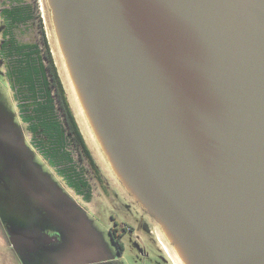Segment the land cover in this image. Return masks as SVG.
<instances>
[{"label": "water", "instance_id": "water-1", "mask_svg": "<svg viewBox=\"0 0 264 264\" xmlns=\"http://www.w3.org/2000/svg\"><path fill=\"white\" fill-rule=\"evenodd\" d=\"M47 3L110 168L184 263L264 264V0Z\"/></svg>", "mask_w": 264, "mask_h": 264}, {"label": "rangeland", "instance_id": "rangeland-1", "mask_svg": "<svg viewBox=\"0 0 264 264\" xmlns=\"http://www.w3.org/2000/svg\"><path fill=\"white\" fill-rule=\"evenodd\" d=\"M19 5H30L34 18L15 26L12 32L16 42L37 44L40 47L43 60L47 64L49 62L47 56L51 54L66 98L87 145L104 170L103 172L110 176L114 184H119V182L107 160L103 158L98 147L90 138L78 112V105L59 54L47 0H0V131L5 136L11 150L25 158V168L34 172L33 182L39 190L47 192L48 194H46L57 201L59 206L65 209L67 215L75 221L71 228L74 231L73 236L77 240L73 244L77 253L64 255L60 259L74 258L78 261L88 259L89 263L87 264H172L163 250L164 248L169 255L171 254L164 242L160 239L162 247L156 234H151L141 228L136 208L133 205H126L119 188L111 187L107 182L103 188L91 171H86V169H84L87 175L85 177L89 179L92 187L88 186L81 192L69 184L66 178L69 168L66 166L63 156V149L65 147L68 150V145L67 142L62 143L61 133L55 122H48L50 130L43 129L35 133L33 128L28 126L30 125L29 120H31L30 114L27 113L28 105L21 94V89L18 91L19 82H16V86L14 81L13 86L10 82L8 70L12 66V62L8 58V53L4 52L5 47L3 48L8 23L5 21L1 9ZM53 92L57 98L55 90ZM59 113L63 118L61 111ZM32 137L33 140H31ZM61 144L62 146H60ZM80 152L79 148L74 149V155L81 159L80 165L88 168L89 164L85 158H81ZM29 178L31 180L32 176L29 175ZM14 190L13 188L9 189L3 202L0 203L2 221L4 223L6 221L13 234H15L13 230L16 228L15 223L28 224L29 220L27 201L22 193ZM11 220L14 221V224H11ZM124 224L130 226L131 229L122 230ZM151 224L157 234H160L159 225L153 218H151ZM115 228L117 236L124 246L122 253L118 251V246H115L110 233V230ZM88 237L90 238L88 239ZM89 243L91 247L87 245ZM96 246L99 247V250ZM104 258L106 260H95ZM85 263L83 262V264Z\"/></svg>", "mask_w": 264, "mask_h": 264}, {"label": "trees", "instance_id": "trees-1", "mask_svg": "<svg viewBox=\"0 0 264 264\" xmlns=\"http://www.w3.org/2000/svg\"><path fill=\"white\" fill-rule=\"evenodd\" d=\"M1 13L8 23L3 48L5 47L4 52L8 53V58L12 62L8 70L9 79L12 86L13 81L15 86L16 82H19L18 91L21 89V94L28 105L27 113L31 116L29 124L35 133L43 129L50 130L48 122L56 123L61 133L62 143L67 142L68 145V150L65 147L63 149L64 161L69 168L67 181L72 187L82 192L89 186V182L85 179L84 169L86 168L80 165L81 159L74 155V149L79 148L81 158L88 157L92 166L97 168L98 165L75 120L52 56L48 54L49 62L45 63L37 44H19L12 32L16 25L33 20V10L30 5H19L3 7ZM60 111L63 118L60 116ZM52 145L55 146V144ZM112 238L122 250L123 243Z\"/></svg>", "mask_w": 264, "mask_h": 264}, {"label": "flooded vegetation", "instance_id": "flooded-vegetation-1", "mask_svg": "<svg viewBox=\"0 0 264 264\" xmlns=\"http://www.w3.org/2000/svg\"><path fill=\"white\" fill-rule=\"evenodd\" d=\"M30 134L32 133L30 132ZM31 140H33V137L31 138ZM21 157L22 156L20 154H17V157H13V153L10 148V145L7 142L3 133L0 131V193H1L2 202L4 200L6 192L12 188L15 189L14 190L15 192H20L24 195L27 201V210H28L27 212L29 214L28 224H23V225L16 223L14 224V221H12L13 223L11 224H14L16 227L13 230L15 231L18 246L27 247L28 249H30V251L37 254L36 256H38L39 259L41 255L40 234L44 232L43 228L45 227L44 225L45 221H47V224L50 226H57L61 229H64L65 236L67 237V243L69 245L75 243L72 240L70 241L74 231L70 227V223L66 222V219H68L69 216L67 215L65 209L57 208L52 202L45 201L44 198H41L36 193V190L39 191V188L35 185L33 180L30 181V179L27 178V174L23 173V171L26 169L25 168L26 161L24 157L23 159ZM84 158L89 164L88 168L85 167L86 170L91 171V173L96 178V180H98L102 184V187L107 182L110 184L111 187L114 186L117 189L119 188L121 191V196L125 200L126 205L127 206L133 205L136 208L139 215V225L141 226V228L146 229L151 234L152 233L156 234L160 244L162 245V242L156 230L152 228V224H151L152 217L148 213H146L119 184L113 183L110 176L103 172L104 170L101 168L95 157L94 159L98 165L97 168L92 166L91 161L88 159V157L84 156L82 159ZM85 179L89 182V186L92 187L89 179L87 178ZM128 229H131V227L128 226L127 224H124L122 226V230H128ZM110 233L111 236L114 237V239L121 242L120 238L117 236L116 228L111 229ZM115 246L118 245L115 244ZM73 250L75 251L76 254L77 253L76 248ZM123 250H124V246L122 250L118 246V251L120 253H122ZM163 250L166 253V256L169 259V261L172 264H177L175 260L172 258L171 254L169 255L164 248ZM32 257L33 260L37 261L35 259L34 254Z\"/></svg>", "mask_w": 264, "mask_h": 264}, {"label": "crops", "instance_id": "crops-1", "mask_svg": "<svg viewBox=\"0 0 264 264\" xmlns=\"http://www.w3.org/2000/svg\"><path fill=\"white\" fill-rule=\"evenodd\" d=\"M12 153H13V157H17L16 152L12 150ZM21 158L23 159V156ZM23 173L27 174L28 179H30L29 175H31L32 177L34 176V172L32 170L28 171L25 169ZM32 180L33 179H31L30 181ZM36 193L41 198H44L45 201H50L57 208L62 209V207L59 206L57 201H55L53 198L47 195L48 194L47 192L46 194L42 190L39 191L36 190ZM1 202H2V198L0 193V203ZM66 222L70 223V227L72 224H75V221H73L70 217L66 219ZM11 223H13L12 220ZM44 225H45V227L43 228L44 232L40 234L41 255L40 258L38 259V256H36L37 254L30 251V249H28L27 247L18 246L16 235L11 232V230L7 226L6 221L4 223L0 216V264H83V262H86L85 264L89 263V261H87L88 259L82 261H78L74 258L60 259L61 257H64V255L75 254V251L73 250L75 249L74 245L73 244L69 245L67 243V237L65 236L64 229H61L57 226H50L47 224V221H45ZM89 238L90 237H88V239ZM71 240L74 242L77 241L75 236L73 235L70 241ZM14 243L16 245H14ZM87 245L91 247L90 243ZM96 248L99 250V247L96 246ZM33 254L37 261L33 260L32 257ZM95 260H106V258L95 259Z\"/></svg>", "mask_w": 264, "mask_h": 264}, {"label": "bare ground", "instance_id": "bare-ground-1", "mask_svg": "<svg viewBox=\"0 0 264 264\" xmlns=\"http://www.w3.org/2000/svg\"><path fill=\"white\" fill-rule=\"evenodd\" d=\"M54 33H55V37H56V41L58 44V48H59V54L61 55L64 67H65V71L72 89V92L74 94L75 100L77 102L78 105V112L80 114V117L82 119V122H84L85 127L88 131V134L90 136V138H92L93 142L96 144V146L98 147L99 151L101 152L102 156L104 159H106L107 154L105 152V149L103 148V145L101 143V141L99 140V137L94 129V126L89 118V114L88 111L82 101V96H81V92L79 90L77 81L74 77L73 71H72V67L70 65V62L68 60V56L66 54L65 49L63 48V44L62 41L60 39L59 33L56 31V29L54 28ZM111 169V168H110ZM112 170V169H111ZM113 172V170H112ZM114 173V172H113ZM115 174V173H114ZM115 178L117 179V176L115 175ZM119 182V181H118ZM160 228V234H158L159 238L164 242L165 246L167 247V249L170 251V253L172 254L175 262L177 264H185L184 260H183V256L180 254L179 251H177L174 246L170 243L169 239L167 238L166 234L164 233L163 229L161 228V226H159ZM168 251V252H169Z\"/></svg>", "mask_w": 264, "mask_h": 264}]
</instances>
